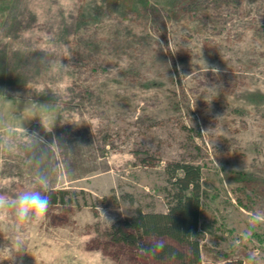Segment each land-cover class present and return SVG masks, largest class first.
Masks as SVG:
<instances>
[{
    "label": "rangeland",
    "instance_id": "1",
    "mask_svg": "<svg viewBox=\"0 0 264 264\" xmlns=\"http://www.w3.org/2000/svg\"><path fill=\"white\" fill-rule=\"evenodd\" d=\"M175 161L207 192L200 263L264 264V0H0V193L66 191L39 223L0 215V247L24 241L0 264H192L113 233L166 210Z\"/></svg>",
    "mask_w": 264,
    "mask_h": 264
},
{
    "label": "trees",
    "instance_id": "2",
    "mask_svg": "<svg viewBox=\"0 0 264 264\" xmlns=\"http://www.w3.org/2000/svg\"><path fill=\"white\" fill-rule=\"evenodd\" d=\"M166 172L168 185L165 189L169 197L166 210L136 209L114 228L113 233L124 243L143 245L155 256L176 255L182 258L169 245L154 248L155 245L149 246L141 242L146 236H166L189 247L192 253L190 263L201 264L198 243L191 238L198 227L202 199L207 195L201 184L200 166L188 161H175L167 166ZM65 193L61 189L51 192V201H62ZM235 264H240V261Z\"/></svg>",
    "mask_w": 264,
    "mask_h": 264
},
{
    "label": "clouds",
    "instance_id": "3",
    "mask_svg": "<svg viewBox=\"0 0 264 264\" xmlns=\"http://www.w3.org/2000/svg\"><path fill=\"white\" fill-rule=\"evenodd\" d=\"M205 67L206 71H208L209 69L206 65ZM212 70L216 71L215 69ZM33 135L38 134L34 133ZM51 202L50 182L47 177L40 175L38 179L32 182L31 186L22 189L11 197L0 193V215L5 211H10L15 221L19 224L39 223L46 217ZM244 235L250 239L254 233L249 230ZM161 246L155 245L154 248ZM23 248V239L20 237L11 238L8 245L0 247V259L12 261L21 253ZM246 259L250 264H255L251 255Z\"/></svg>",
    "mask_w": 264,
    "mask_h": 264
}]
</instances>
